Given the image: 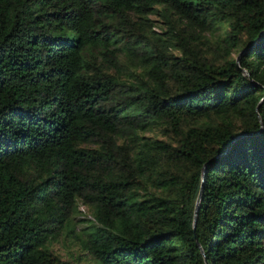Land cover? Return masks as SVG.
I'll use <instances>...</instances> for the list:
<instances>
[{"label":"trees","instance_id":"16d2710c","mask_svg":"<svg viewBox=\"0 0 264 264\" xmlns=\"http://www.w3.org/2000/svg\"><path fill=\"white\" fill-rule=\"evenodd\" d=\"M84 209L93 264H264V0H0V264Z\"/></svg>","mask_w":264,"mask_h":264},{"label":"rangeland","instance_id":"374dc122","mask_svg":"<svg viewBox=\"0 0 264 264\" xmlns=\"http://www.w3.org/2000/svg\"><path fill=\"white\" fill-rule=\"evenodd\" d=\"M85 213L84 209V211L72 218V231L70 233L65 232L64 229L47 243L52 250L69 259L72 264H93L88 256L81 251L78 241L81 230L87 225L84 218H89Z\"/></svg>","mask_w":264,"mask_h":264},{"label":"water","instance_id":"95a60500","mask_svg":"<svg viewBox=\"0 0 264 264\" xmlns=\"http://www.w3.org/2000/svg\"><path fill=\"white\" fill-rule=\"evenodd\" d=\"M239 54H240V53H238V55H237V57H236V59H235V62H236V63H237V59H238ZM240 70H241V72H242L243 74L248 75L247 72H246L244 69L241 68ZM203 174H204V169L202 168V169H201V182H202V179H203ZM197 201H198V198L196 199V204H195V207H194V217H193V224H192V225H194V219H195V214H196V209H197ZM199 250H200V252H201V254H202V250H201V249H199ZM204 264H207V263L204 261Z\"/></svg>","mask_w":264,"mask_h":264}]
</instances>
